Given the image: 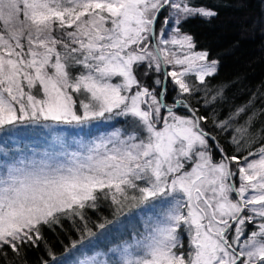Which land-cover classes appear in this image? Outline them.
Returning <instances> with one entry per match:
<instances>
[{
  "label": "snow or ice",
  "instance_id": "snow-or-ice-1",
  "mask_svg": "<svg viewBox=\"0 0 264 264\" xmlns=\"http://www.w3.org/2000/svg\"><path fill=\"white\" fill-rule=\"evenodd\" d=\"M228 6L0 0V252L19 256L45 229L77 219L96 237L87 212L104 200L114 219L96 225L99 239L117 243L89 256L92 240L74 241L63 258L49 250L55 264H264V143L253 150L245 138L249 117L230 155L192 103L201 91L205 108L221 95L207 98L218 61L184 25L210 23ZM245 111L212 125L226 132ZM114 121L122 123L74 138L72 151L63 133L59 150L39 156L4 144L35 126L84 131ZM140 209L149 210L142 227Z\"/></svg>",
  "mask_w": 264,
  "mask_h": 264
},
{
  "label": "trees",
  "instance_id": "trees-1",
  "mask_svg": "<svg viewBox=\"0 0 264 264\" xmlns=\"http://www.w3.org/2000/svg\"><path fill=\"white\" fill-rule=\"evenodd\" d=\"M202 3L215 7L218 3L230 6L220 7L219 15L210 23L194 19L184 25V31L192 34L197 41V50L207 49L210 58L218 61L217 73L207 77L209 89L207 98L217 95V100L204 107L205 93L201 91L192 101L199 107L200 113L208 116L205 126L229 154L233 148L228 141L235 128L245 124L252 118L246 139L255 141L252 149L264 143V0H200ZM159 35V32H157ZM194 80V78H193ZM198 83L197 81H194ZM244 107L246 111L231 122L226 132H221L212 125L213 118L225 120L237 109ZM183 114V110L180 113ZM246 154V150L242 153ZM88 227L97 233V224L113 219L109 202L99 201L96 210L87 212ZM84 222L77 219L65 221L63 230L55 233L44 230V240L36 247L25 246L20 255L16 256L10 250L0 252V264H44L52 260L49 250L56 257H61L71 248L74 241L85 240Z\"/></svg>",
  "mask_w": 264,
  "mask_h": 264
},
{
  "label": "rangeland",
  "instance_id": "rangeland-1",
  "mask_svg": "<svg viewBox=\"0 0 264 264\" xmlns=\"http://www.w3.org/2000/svg\"><path fill=\"white\" fill-rule=\"evenodd\" d=\"M194 78V77H193ZM122 121H114L113 124H102L99 126H93L88 130H80L75 128H69L67 126H61L56 128H44L42 126H35L29 129H23L20 132L13 134L11 136L4 135V144L9 148H19L23 150L26 155H31L35 152L38 156L45 151L59 150L58 145L56 144L55 137L58 134L63 133L66 144L69 151L75 150L76 145L73 143V139H79L80 136H85L88 139L99 136L101 133H106L113 130V126L119 127ZM140 215L137 216V222L140 226H143V220L149 218L148 209L134 210ZM113 212V211H112ZM141 216L143 219H141ZM114 219V217H113ZM112 219V220H113ZM100 231V230H99ZM99 231L97 232L96 237H91L83 240L84 244H88L89 240H92V244L86 248L85 252L87 255H94L96 252H107L108 249L117 243L115 238L109 240L99 239ZM185 245L187 244V237H184ZM78 247L80 245L78 244ZM67 252L58 258H63ZM77 260L83 259V256L76 257ZM48 264H55L54 261H50Z\"/></svg>",
  "mask_w": 264,
  "mask_h": 264
}]
</instances>
